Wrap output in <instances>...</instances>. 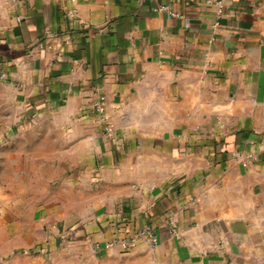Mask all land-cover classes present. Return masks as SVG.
<instances>
[{
  "label": "crops",
  "instance_id": "crops-1",
  "mask_svg": "<svg viewBox=\"0 0 264 264\" xmlns=\"http://www.w3.org/2000/svg\"><path fill=\"white\" fill-rule=\"evenodd\" d=\"M0 74L41 119L38 243L63 225L88 264H264V0H0ZM146 227L156 245L105 249Z\"/></svg>",
  "mask_w": 264,
  "mask_h": 264
},
{
  "label": "rangeland",
  "instance_id": "rangeland-1",
  "mask_svg": "<svg viewBox=\"0 0 264 264\" xmlns=\"http://www.w3.org/2000/svg\"><path fill=\"white\" fill-rule=\"evenodd\" d=\"M38 121L16 92L0 86V264H86L69 227L49 224L38 243V195L53 189L38 185Z\"/></svg>",
  "mask_w": 264,
  "mask_h": 264
},
{
  "label": "built area",
  "instance_id": "built-area-1",
  "mask_svg": "<svg viewBox=\"0 0 264 264\" xmlns=\"http://www.w3.org/2000/svg\"><path fill=\"white\" fill-rule=\"evenodd\" d=\"M12 2L21 1V0H10ZM219 9V13L223 12L224 3L223 1H218L216 3ZM155 11H167L174 18H183L182 15L174 13L170 11L168 7H161L159 9H155ZM4 80V76L0 74V83ZM105 100L104 97L101 98L100 107L102 102ZM232 157L238 160L244 167L250 166L258 160V155L251 151L245 150H235L232 152ZM170 229L173 234H176V224L174 221H170ZM177 235V234H176ZM138 239H144L150 245H156L158 242V238L154 231L146 227L140 231L138 237L136 238H122L116 239L109 242L105 249L110 250L115 247H118L122 253H132L137 248Z\"/></svg>",
  "mask_w": 264,
  "mask_h": 264
}]
</instances>
